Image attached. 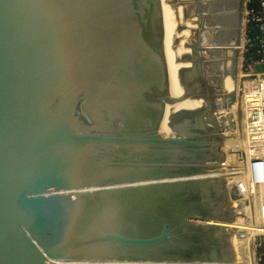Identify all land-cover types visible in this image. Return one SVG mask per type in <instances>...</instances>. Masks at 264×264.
<instances>
[{
    "label": "water",
    "instance_id": "1",
    "mask_svg": "<svg viewBox=\"0 0 264 264\" xmlns=\"http://www.w3.org/2000/svg\"><path fill=\"white\" fill-rule=\"evenodd\" d=\"M205 8L178 98L163 0H0V264H233L244 192L200 67L206 18L230 15Z\"/></svg>",
    "mask_w": 264,
    "mask_h": 264
},
{
    "label": "built area",
    "instance_id": "2",
    "mask_svg": "<svg viewBox=\"0 0 264 264\" xmlns=\"http://www.w3.org/2000/svg\"><path fill=\"white\" fill-rule=\"evenodd\" d=\"M244 8L245 34L240 44L238 60V94L231 102L234 109L232 125L220 123L224 135L229 137L225 146L223 137L220 158L221 176L231 181L236 179L244 197L234 202L238 212L251 222L264 223V0ZM251 27L256 32L250 33ZM254 55L248 56L249 51ZM262 63V70L255 64ZM229 106V105H228ZM221 110L227 111L229 108ZM237 110L241 111L236 116ZM247 202V203H246ZM248 207V208H247ZM254 262L264 264V231L254 240Z\"/></svg>",
    "mask_w": 264,
    "mask_h": 264
},
{
    "label": "bare ground",
    "instance_id": "3",
    "mask_svg": "<svg viewBox=\"0 0 264 264\" xmlns=\"http://www.w3.org/2000/svg\"><path fill=\"white\" fill-rule=\"evenodd\" d=\"M239 1L240 0H231L232 4H228L226 1L223 3L222 0H218V1H209V3H207V5L205 6L202 5L203 9L204 7H206L205 9H207V7H211L212 9L214 8L216 10L219 9L220 11H225V14L228 13L230 15L227 16L226 19L224 18L225 23L221 21H217V19L213 20V17H210L208 20H206L205 22L207 28L204 32H202V38L205 44L210 45L217 43L218 45V43H223L225 45L224 49L230 52L231 56H233L232 63L234 67L229 69L231 71H234L235 73L238 67V60H239L238 50L240 44L242 43L241 41L242 38L241 40L239 39H240V29L243 24V20H242L243 9ZM184 8L185 6L183 4L178 5L177 13L180 18H183L182 10H184ZM163 11H164L166 54L168 59L169 71H170V91L172 92L173 96L179 98L181 97V94H183V87L179 76L180 71L184 67L193 66L194 65L193 60L195 59L197 54L196 49H193L191 47L192 41L191 40H190L191 42L188 41V36L190 34V30L188 27L191 26L192 23L190 21H187L188 27L184 29H179L175 17L176 10L173 8L171 4L167 3L166 0H163ZM199 14L201 13L199 12ZM228 33L230 34L229 36L230 40H228ZM218 46L223 47L221 45ZM220 47H218L216 51L222 49ZM216 77L217 79L215 85H217V87L218 86L220 87V77L219 75ZM236 82L237 81H235V79L231 74H227L223 79V86L227 91L232 92L233 90H236ZM219 90L221 89L219 88ZM219 93L221 94L222 97L226 95L222 90ZM224 101L229 102V106H228L229 110L227 111L228 113L226 114V118L230 123V125L228 126H231L232 120L234 121V109L231 106V102L233 101V99L230 101L227 100ZM226 102L225 103L217 102L219 104L218 109L222 107H226L227 106ZM206 103H207L206 99L196 98L192 96L177 102H169L166 106L165 115L161 124V129H160L161 132L164 134L172 133L170 120L172 115L176 111L181 109H196L201 106L202 107L205 106ZM216 120H218L217 117ZM220 136L223 137L224 144L226 146L229 137L225 136L223 131L221 132ZM222 224L227 225L226 230H228V232L231 234L229 235L231 237V242L233 243V246L231 245L234 251L233 264H254V240L261 232L264 231V223L260 221L246 222L242 216H237L236 220H234L232 223L226 222Z\"/></svg>",
    "mask_w": 264,
    "mask_h": 264
},
{
    "label": "rangeland",
    "instance_id": "4",
    "mask_svg": "<svg viewBox=\"0 0 264 264\" xmlns=\"http://www.w3.org/2000/svg\"><path fill=\"white\" fill-rule=\"evenodd\" d=\"M193 1L192 0H188L187 2H180V0H166V2L171 4L173 6V8L176 10V14H175L176 16L175 17H176V20H177V26L178 27H181V29L187 28L188 27L187 21H190L192 23V25H194V26L191 25V26L188 27L189 30H190V34L188 36V41L191 40L192 42L198 38V36H199V31L198 30L202 26V21L205 20V17L203 16V11L204 10L202 8V5H205V3H206L205 1H198V0H195L194 2ZM178 3L179 4H183L185 6L184 10H182L183 11V18H180L178 16V13H177V8H178V5H179ZM194 3L196 4V6H195ZM199 12L201 14H199ZM184 16H186V17H184ZM206 20H207V18H206ZM241 28H242L241 38L243 40L244 34H245V18H244V15H243V24H242ZM229 36H230V34L228 33V40H230ZM206 45H209V44H206ZM215 45H217V43ZM218 45H223V43H218ZM220 48H222V49H219V51L218 50L217 51L216 50L213 51L214 54H212L208 50L209 48H207L206 46H204L201 49V51H200L201 54H202V59H203L202 62H200V67H201V71H202L201 74L203 76L201 78L206 80V82H208V84H211L210 87H211V90H212V93H213V96H214V101L213 102H214V105H216V106H219V104L217 102L225 103L226 101H224V100H228L229 96H231L233 93H236V96H237V94L239 92L238 91V88H239V85H238V83H239V69H238V67L236 69V72L238 71V73H236V74L232 73L234 71H231L230 69L232 67H234L233 63H232L233 62V56H231L230 52H228L227 50L224 49L225 47H220ZM221 52H222V54H221ZM239 54H240V47H239V50H238V55ZM223 72H227V74H231L233 76V78L235 79V81H237L236 82V90H233L232 92H229L224 87H219V86L217 87V85H215L216 79H217L216 76H218L219 74H221ZM219 88L226 94L224 97H222L221 94L219 93L221 91V90H219ZM222 108H219V109L217 108L216 117H217V119H219L218 122H220V123L222 122V123H224L226 125V124H228V120L226 118V111L222 112V110H221ZM240 115H241V111L237 110L236 116L238 117ZM237 216H242L246 222H251L250 218L246 217V215H244L243 213L239 214V212H238ZM229 234H228V238H226L228 240H226V242L224 240L223 241L224 242L223 245H226L228 243V245H230V248L233 251V247H232L233 243L231 242V237H230L231 234L230 235ZM229 237H230V240H229ZM226 247H227V245H226ZM254 264H255V262H254Z\"/></svg>",
    "mask_w": 264,
    "mask_h": 264
},
{
    "label": "crops",
    "instance_id": "5",
    "mask_svg": "<svg viewBox=\"0 0 264 264\" xmlns=\"http://www.w3.org/2000/svg\"><path fill=\"white\" fill-rule=\"evenodd\" d=\"M250 4H256V0H251V1H250ZM255 32H256V28L251 27L250 33H253V34H254ZM253 51H254V50L249 51V53H248L249 56H251V55L253 56V55H254Z\"/></svg>",
    "mask_w": 264,
    "mask_h": 264
},
{
    "label": "trees",
    "instance_id": "6",
    "mask_svg": "<svg viewBox=\"0 0 264 264\" xmlns=\"http://www.w3.org/2000/svg\"><path fill=\"white\" fill-rule=\"evenodd\" d=\"M248 56H249V54H248ZM250 57V56H249Z\"/></svg>",
    "mask_w": 264,
    "mask_h": 264
}]
</instances>
